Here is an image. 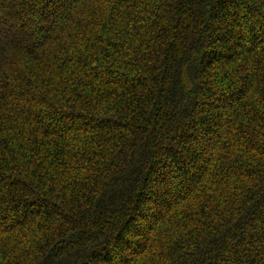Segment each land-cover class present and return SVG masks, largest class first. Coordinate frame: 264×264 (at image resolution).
Listing matches in <instances>:
<instances>
[{
  "label": "trees",
  "instance_id": "1",
  "mask_svg": "<svg viewBox=\"0 0 264 264\" xmlns=\"http://www.w3.org/2000/svg\"><path fill=\"white\" fill-rule=\"evenodd\" d=\"M0 264H264V0H0Z\"/></svg>",
  "mask_w": 264,
  "mask_h": 264
}]
</instances>
